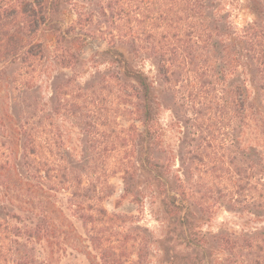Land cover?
<instances>
[{
	"label": "trees",
	"instance_id": "obj_1",
	"mask_svg": "<svg viewBox=\"0 0 264 264\" xmlns=\"http://www.w3.org/2000/svg\"><path fill=\"white\" fill-rule=\"evenodd\" d=\"M85 1L72 4L77 11L75 20L62 30L51 17L47 0H0V65L3 69L0 79L5 77L6 68L18 64L11 82L31 89L39 66L43 65V39L47 35H57L56 46L61 50L56 48L60 55L56 61L62 67H70L74 60L68 50L62 51L63 43L76 40L94 27L93 14L87 12ZM99 2H103L100 10L103 23L108 24L106 33L97 29L98 34L109 38V47L103 53L111 56L124 77V80L114 77L119 85L116 95L134 106L144 126L142 140L162 147L164 131L156 124L159 103L153 94L154 81L133 65L127 57L131 53L133 57L143 52L152 55L162 84L177 95L179 113L185 125L192 129L191 136L183 141L178 152L182 170L189 179L181 182L173 194L164 192L165 211L179 217L180 224L187 220V200L192 199L204 211L212 204L225 203L232 209L264 213V161L243 143L244 136L256 124L250 119L252 105L241 85H228L223 79L225 73L217 57L221 47L223 62L236 65L238 60L232 56L230 41L234 38L248 45L254 67L253 82L260 104L264 106L262 32L251 25L246 30L235 31L232 37L231 27L222 30L209 16L207 0ZM248 3L251 10L260 11L257 0H248ZM71 31L75 34L70 37ZM92 31L96 33V29ZM119 43L127 51L120 49ZM109 79L100 89L107 90ZM112 90L111 87L109 94ZM66 91L64 94H68ZM82 95L85 96L84 106L88 101L94 105L104 99L95 89L85 94H81V89L74 92L76 99L69 110L74 116L89 119L90 115L77 114L84 113L77 104ZM93 110L95 117L86 124L93 129L108 126L101 118L103 110L99 107ZM0 121L8 137V147L0 143V189L4 188L0 196V264H51L59 251L66 252L68 241L74 234L78 235L60 204L62 195H67L66 209L81 221L100 264L144 263L141 243L110 232L122 219L109 213L103 205L113 192L108 178L117 173L122 174L124 183L122 197L131 193L138 168L129 154L117 162H98L101 157L89 160L86 165L82 161L75 162L63 148L56 120L44 104L36 100L21 102L15 116L3 109ZM258 123L259 128H264V120ZM16 135L22 137L20 144L15 140ZM106 137L113 141L111 134ZM126 143L123 138L121 146ZM18 146L21 161L16 163L17 149L12 148ZM169 159L173 160L174 156ZM145 166L158 173L163 165L157 159L147 158L142 164L143 168ZM216 238L227 253V264H264L263 232L231 233ZM133 254L137 259L131 261Z\"/></svg>",
	"mask_w": 264,
	"mask_h": 264
},
{
	"label": "rangeland",
	"instance_id": "obj_2",
	"mask_svg": "<svg viewBox=\"0 0 264 264\" xmlns=\"http://www.w3.org/2000/svg\"><path fill=\"white\" fill-rule=\"evenodd\" d=\"M47 1L51 5L50 15L54 21L62 30L69 28L77 13L72 4L80 3V0ZM257 1L260 5L259 12L250 9L248 0H207L208 14L212 20L218 22L222 30L231 27L232 37L235 31L246 30L251 25L264 36V0ZM102 5L103 2L99 0H87L84 5L87 12L93 14L92 30L96 29V33L89 29V32L83 33L84 35L76 40L63 43L62 51L68 50L74 60L70 67H62L56 61L60 58L56 49H60L56 46L57 35H47L43 39V65L39 66L31 89L16 86L11 82L18 64H12L5 69L6 75L0 79V114L4 109L15 116L21 102L36 100L44 104L46 111L56 120L63 138V148L75 162L82 161L86 165L89 160L99 157L101 158L98 162H117L129 154L130 160L138 168L131 193L122 197L124 183L122 174L117 173L108 178L113 192L103 205L109 213L117 214L122 219L117 223L119 226L115 225L109 229L110 232L125 240L135 238L136 243L144 246L143 264H227V253L222 250L216 237L231 233H264V213L232 209L225 203L212 204L204 211L196 204V200L192 199L187 200V220L180 224L179 217L165 211L162 205L164 192L173 194L181 182L185 183L189 179L182 170L178 152L183 146V141L191 136L192 129L185 125L179 113L177 95L168 91L162 84L152 55L143 52L139 57H133L131 53L127 57L133 65L144 70L154 81L153 94L159 103L156 124L164 131L162 147L142 140L144 126L135 113L134 106L121 101L116 95L119 85L114 77L119 76L123 80L124 77L121 68L112 61L111 56L103 53L109 47V38L106 34L97 33V29L105 30L108 25L103 23L100 14ZM104 32L106 33V30ZM72 34L75 33L71 31L69 36ZM230 44L233 45L232 56L238 60L236 65L223 62L225 58L221 47L217 50V57L221 60L218 64L222 72L224 70L223 79L228 85L238 84L245 90L248 102L252 105L250 119L252 124H256L252 125L244 136L243 143L256 151V157L260 155L264 161V128L258 126V120H264V106L260 104L261 99L253 82V60L247 50V44L234 38ZM118 45L120 49L127 51L122 43ZM2 70L0 65V72ZM108 79L110 86L107 90L100 89L101 84ZM111 87L113 90L109 94ZM78 89H81V94L95 89L100 93V98L104 99L94 105L92 101H88L87 106H84L82 100L85 96L79 98L77 104L84 113L77 114L90 115L89 119L74 116L72 114L75 113L69 110L70 104L76 99L73 94L78 92ZM64 90H67L68 94H64ZM97 107L103 110L101 118L108 126L99 125L93 129L87 124L92 122V116L95 117L93 109ZM108 133L112 135L113 141L106 137ZM16 138L20 144L22 137L16 135ZM123 138L127 143L121 146ZM1 142L5 146L8 145L6 129L0 121ZM12 149H17L16 163H19L20 146ZM171 156H174L173 160L169 159ZM147 158L161 161L163 166L158 173L147 170L146 166L149 165L142 167ZM167 162L170 164L169 168L166 167ZM2 190L4 188H1L0 192ZM61 197L63 198L60 204L74 224L78 236L74 234L68 241L66 252L59 251L54 255L51 264H100L91 249L81 221L66 209L67 195ZM136 259V254L130 255L129 260Z\"/></svg>",
	"mask_w": 264,
	"mask_h": 264
}]
</instances>
